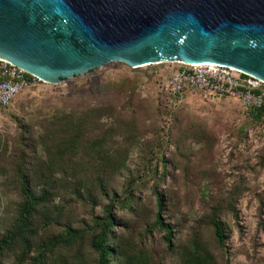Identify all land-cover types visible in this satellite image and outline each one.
<instances>
[{"label":"rangeland","instance_id":"rangeland-1","mask_svg":"<svg viewBox=\"0 0 264 264\" xmlns=\"http://www.w3.org/2000/svg\"><path fill=\"white\" fill-rule=\"evenodd\" d=\"M177 67L109 62L38 82L0 109V245L14 234L0 264H33L38 253L42 264H97L90 241L106 214L109 264L128 254L183 264L194 246L210 264H264V119L229 97L185 94L163 106ZM22 190L41 199L26 226ZM67 230L73 241L45 250Z\"/></svg>","mask_w":264,"mask_h":264},{"label":"water","instance_id":"water-1","mask_svg":"<svg viewBox=\"0 0 264 264\" xmlns=\"http://www.w3.org/2000/svg\"><path fill=\"white\" fill-rule=\"evenodd\" d=\"M0 60L50 85L109 62L211 63L264 82V0H0Z\"/></svg>","mask_w":264,"mask_h":264},{"label":"built area","instance_id":"built-area-1","mask_svg":"<svg viewBox=\"0 0 264 264\" xmlns=\"http://www.w3.org/2000/svg\"><path fill=\"white\" fill-rule=\"evenodd\" d=\"M177 64L159 91L163 106H172L185 94H197L234 98L247 110L264 108L263 81L211 63ZM38 82L23 70L0 60V109L7 108L21 91Z\"/></svg>","mask_w":264,"mask_h":264},{"label":"trees","instance_id":"trees-1","mask_svg":"<svg viewBox=\"0 0 264 264\" xmlns=\"http://www.w3.org/2000/svg\"><path fill=\"white\" fill-rule=\"evenodd\" d=\"M249 112H251L250 113L251 117L255 120L264 119V108H260L257 110H249ZM75 140L76 139L73 138L66 139L65 146H70L71 148H73L74 142H76ZM22 194L24 196L25 203L23 205V211L21 216L22 219H19V225L26 226L28 221V219H26L27 215L29 214V212L32 211L34 206H36L41 201V199L32 198L31 195H29L26 190H22ZM160 209H161L160 201H158L155 221L159 225H161V221L159 219ZM110 226H111V217L108 214H106L102 218V221L100 223L99 232L90 241V247L92 248V250H94V252L97 253V264H109V258L113 253L112 250L109 248L107 242L109 237ZM212 226H213L214 236L217 242H221L223 235L219 224L213 221ZM65 236L66 237L63 239L54 240L50 244L46 245L45 250L49 251L52 247L58 245L59 243L68 245L76 237L74 231L71 230H67ZM13 237H14L13 233L12 234L7 233L5 235V237L1 240L0 252L3 249V247L8 245L13 240ZM164 238L166 241H168L169 236L166 235V237ZM199 250L200 248L196 246H194L193 248L183 250L180 255L183 264H210L209 257H207L205 253L202 254ZM142 259L143 258L141 254H137V255L128 254L126 255L125 258L121 260L120 263L117 264H145V262ZM42 263H43V253H38L37 256L33 259V264H42Z\"/></svg>","mask_w":264,"mask_h":264}]
</instances>
